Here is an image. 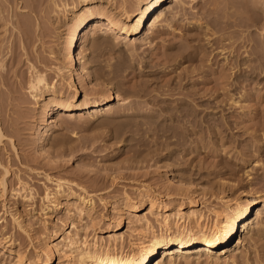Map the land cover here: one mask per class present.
I'll return each instance as SVG.
<instances>
[{
  "label": "rangeland",
  "instance_id": "374dc122",
  "mask_svg": "<svg viewBox=\"0 0 264 264\" xmlns=\"http://www.w3.org/2000/svg\"><path fill=\"white\" fill-rule=\"evenodd\" d=\"M71 1L0 0V178L5 181V189L0 186V264L45 260L35 247L63 223L81 238L99 237L116 225L118 215L111 209L125 194L139 207L128 217L147 214L142 185L173 206L185 195L181 181H190V196L204 200V214L219 197L247 191L256 199L248 220L263 223L264 0H166L147 18L131 52L127 39L89 22L73 51L77 71L76 55L84 54L87 71L80 72V82L75 71L65 72L60 81L55 70L75 21L62 7ZM100 1L107 9H120L121 0ZM92 37L100 42L92 45ZM118 55L126 58V69L106 76V63ZM34 68L64 96L72 94L73 81L79 90L75 100L83 92L89 101L97 100L108 89L113 99L108 106L71 110V116L48 112L46 95L36 101L29 92ZM114 93L126 102L120 105ZM106 107L111 110L104 112ZM49 118L57 124L40 142L38 131ZM55 179L72 194H93V220L79 215L68 198L60 197L55 206L42 199L55 190ZM120 226L126 245L132 227ZM249 233L233 236L219 259L203 256L190 264H264V227ZM6 240L13 252L5 249ZM16 251L22 260L16 261ZM59 255L48 264H64ZM173 261L166 257L163 264Z\"/></svg>",
  "mask_w": 264,
  "mask_h": 264
},
{
  "label": "bare ground",
  "instance_id": "6f19581e",
  "mask_svg": "<svg viewBox=\"0 0 264 264\" xmlns=\"http://www.w3.org/2000/svg\"><path fill=\"white\" fill-rule=\"evenodd\" d=\"M109 1L111 0H107L106 3ZM130 2L131 4L129 3V5L126 6V4H124L126 3L125 0H121L120 6L118 7L120 9H117V11L114 10V7L110 9H107V7L105 8V4L101 3L100 0H72L68 7V3H63L62 7H64V10L69 9L72 19L75 18V21L73 22L71 35L68 38V47H66L67 49L64 53V60L57 63L55 66V70L59 73L58 76L61 75L60 77L62 79L60 81L64 79L65 72L67 74L68 72L75 71L79 82L81 81L80 72L86 74L87 70L83 64L84 54L80 57H78V54L76 55L79 63V71H77L75 68L76 66L74 67V63L72 62L76 43L81 39L83 34H81V32L88 26L87 24L89 22H93V24H95L93 26L95 27L101 26V29L109 30L113 32L114 35L127 39L126 43L130 45L131 52L133 51L135 40L142 38L145 33L144 24L147 18L153 14L157 8L162 7L166 0H131ZM176 3L181 4L182 0H176ZM78 5H80L79 8ZM54 7H58V5L54 3ZM161 14L162 12L160 11L155 18L159 17ZM134 16L137 17L136 19L134 18L135 21L131 23L129 20ZM152 25H154V22ZM129 40L131 41L128 42ZM98 42L100 41H96L94 37L91 38L92 45L98 44ZM118 56V58L115 57V59H113L115 60L113 63H106L107 69L105 68L106 70L102 73H106V76L114 78L124 70L126 58L124 59L123 55ZM34 69H31L30 78L28 80L29 92L31 98L36 101L40 100V95H46L47 100L43 102L45 107L48 106V104L51 105L48 107V112L49 110H55V112H60L59 114L62 116H71V110H80L85 107L97 108L104 105L108 106L107 104L109 101L113 99V91L108 89L106 91L108 93L97 100L89 101L86 92H83L81 100H75V96L79 90L73 81L69 83L70 87L73 88L72 94L70 96H64L61 90L55 88L54 84H49L46 81L47 79L43 72ZM114 94V97L120 101V105L126 102V97H121L116 93ZM109 110H111V108L106 107L103 111L107 112ZM50 118L52 117L50 116ZM42 122V128L38 131V140L40 142L44 141L47 131L57 124L55 118L50 122ZM2 137L3 133L0 129V142ZM51 143L61 145L62 142L53 139ZM3 171L6 173L7 170L3 169ZM3 182L5 183L3 178H0L2 190L5 189ZM54 184L55 190L53 192L46 191L42 199L46 200L50 205L55 206L60 197H65L64 200L68 198L70 204L79 215L83 214L89 218L92 217L95 200L90 191H84L82 189V192L72 194L70 190L67 191L62 188V183L59 179H55ZM180 185V189L185 191V195L181 197L182 200L179 203L173 206L159 202V200H157V193H153L155 191H149L150 188L147 189V187L143 185L142 188H138L143 190L140 192H144L147 198L148 209L145 213L151 215L155 223L144 213V215H134V219L128 217L130 213L138 211L139 207L133 203V200L127 194L123 195V201L119 205L112 206L113 209H111V212L113 211L115 215H118V220L115 221L116 225L110 229L102 230L99 237L94 235L91 240L86 239L85 236L81 238L76 235L75 230V233L66 230L63 223L58 229L46 235L40 241L38 247H35L38 257H40L41 254L46 256L45 260L41 261L39 259L40 261L36 264H48L55 254H62L65 258L64 264H152V262H154L153 264H163L166 257H168L169 260H174L173 264H181L182 262L190 264V262L198 263V260L203 258V256L211 260H217L220 256L228 252V249H226L227 245L237 233H244L246 236L251 230L260 231L264 227V221L262 223L258 220H248L251 207L256 202V199L249 192L242 191L239 195L231 197L221 196L216 206H212L211 208L205 207L208 213L204 214L203 207L206 206L204 200H197L199 197L194 198L190 196L191 193L193 194L194 192L192 182L190 183V181L184 180L181 181ZM32 196L30 192L29 198H32ZM100 199L102 198L98 197L99 201ZM46 217L47 214L44 218ZM13 219L17 226L26 232L19 222H16L17 218ZM123 222H127L128 225H130L129 227H132V233H130L126 245L122 244L124 238L121 232L117 231L121 228L120 225H122ZM104 233L106 235H104ZM57 239L59 240L54 243ZM239 239L240 237L238 238V242L241 243L242 239ZM6 241L8 246H6L5 249L11 252L12 249L9 240ZM1 247L3 248L4 246ZM125 248L129 251H125ZM158 254H160L159 257L161 258L153 261ZM15 255L16 261L23 259V255L20 252H17ZM24 263L29 264V262L26 261H24Z\"/></svg>",
  "mask_w": 264,
  "mask_h": 264
}]
</instances>
